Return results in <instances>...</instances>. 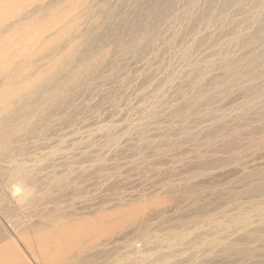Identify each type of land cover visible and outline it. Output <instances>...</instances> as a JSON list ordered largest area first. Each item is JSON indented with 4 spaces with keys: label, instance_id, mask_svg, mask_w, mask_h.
<instances>
[{
    "label": "rangeland",
    "instance_id": "374dc122",
    "mask_svg": "<svg viewBox=\"0 0 264 264\" xmlns=\"http://www.w3.org/2000/svg\"><path fill=\"white\" fill-rule=\"evenodd\" d=\"M171 1L0 0V264H264V0Z\"/></svg>",
    "mask_w": 264,
    "mask_h": 264
},
{
    "label": "bare ground",
    "instance_id": "6f19581e",
    "mask_svg": "<svg viewBox=\"0 0 264 264\" xmlns=\"http://www.w3.org/2000/svg\"><path fill=\"white\" fill-rule=\"evenodd\" d=\"M168 2H169V1H168ZM171 2H173V0H172ZM252 62H253V61H252ZM232 72H233V71H232ZM235 73H236V72H235ZM228 74H229V73H228ZM208 86H209V85H208ZM198 89H199V88H198ZM209 99H210V98H209ZM205 119H206V118H205ZM201 120H202V119H201ZM210 120H211V119H210ZM235 127H236V126H235ZM239 131H240V130H239ZM218 133H219V132H218ZM239 133H240V132H239ZM233 135H234V134H233ZM236 135H238V133H237ZM239 135H240V134H239ZM242 135H244V134H242ZM242 135H241V136H242ZM241 136H240V137H241ZM236 138L238 139V137H236ZM240 139H241V138H240ZM231 142H232V141H231ZM236 144H238V143H236ZM236 144H235V145H236ZM237 146H239V144H238Z\"/></svg>",
    "mask_w": 264,
    "mask_h": 264
}]
</instances>
